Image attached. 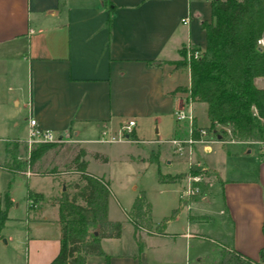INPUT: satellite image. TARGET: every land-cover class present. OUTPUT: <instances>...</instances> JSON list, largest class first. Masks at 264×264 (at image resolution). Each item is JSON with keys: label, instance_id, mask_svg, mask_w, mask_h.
<instances>
[{"label": "crops", "instance_id": "1", "mask_svg": "<svg viewBox=\"0 0 264 264\" xmlns=\"http://www.w3.org/2000/svg\"><path fill=\"white\" fill-rule=\"evenodd\" d=\"M182 18L187 19L186 25L180 24ZM202 21H210L209 0H0V115L13 117L6 112L8 103L16 109L14 131L4 121L0 130V163L7 161L11 153L20 160L17 147L25 137L27 116L34 119L37 127L60 138L58 142L76 143L83 149L85 169L91 174L87 170L90 153L97 152L106 161V156L91 146L102 143L97 141L101 129L115 132L120 123L133 119L128 136L129 141H137L147 119L149 134L154 135L147 141H158V118L172 111L175 93L188 83L186 69L173 62L186 44L203 47L204 35L199 27ZM182 74L185 83H179L178 76ZM195 103H200L204 112V104ZM153 122L156 128L152 130ZM171 131L174 134L173 128ZM222 143L229 145L225 157L232 159L250 153L248 146L254 145L256 170L226 173L215 158L201 156L203 164L214 173L222 208L217 210V227L209 232L213 237H208L213 244L210 255L207 257L198 246L193 261L187 264H215L218 245L255 259L258 248L264 245L260 232L264 214V142L261 146L255 141ZM164 161L179 162L168 157ZM17 176H23L25 181L30 176H47L56 182L57 189L46 197L25 185L24 194L26 190L38 192L42 202L37 209L28 210L23 195L19 208L25 227L26 264H46L58 246L56 206L49 199L64 188L62 177L60 173L25 177L0 168V195L5 193L10 201L6 214L19 204L12 202L8 189ZM206 199L207 196L176 207L172 217L180 216L178 230H164L161 224L156 228L158 232L141 233L140 250L132 232L126 246L119 241L120 235L100 239L105 264H177L180 258H175V245L168 238L176 234L186 243V238L201 235L196 232L197 226L208 217L193 211ZM45 205L53 207L55 214L44 213ZM106 217L117 220L109 215L108 202ZM103 261V255L85 258L86 264Z\"/></svg>", "mask_w": 264, "mask_h": 264}, {"label": "trees", "instance_id": "2", "mask_svg": "<svg viewBox=\"0 0 264 264\" xmlns=\"http://www.w3.org/2000/svg\"><path fill=\"white\" fill-rule=\"evenodd\" d=\"M263 3L264 0H209L210 21L199 23L204 35L203 47L190 45L191 50L199 51L198 56L187 63L184 60L175 63L187 70L189 97L192 102L204 104L207 127L219 124L228 128L234 141H255L258 146L264 142V123L259 119L264 91L253 80L264 74V53L255 48L254 42L261 32ZM180 54L183 56V52ZM67 149L60 142L33 143L27 156L18 161L11 153L7 161L0 163V168L20 174L27 169L28 176L73 174L75 180L63 183L64 188L58 195L49 199L56 206L58 246L46 264H86L85 258L89 255H103L105 264L106 255L99 241L117 238L121 222L107 219L108 183L102 176L86 171L83 149L74 147L65 161L52 160ZM90 156L105 161L97 152ZM148 158L155 161L156 154L149 153ZM24 200L26 208L33 210L40 206L42 197L38 192L26 190ZM1 203L0 229L10 204L5 193ZM125 217L140 250L141 233H152L147 221L148 208L141 195L133 198ZM260 232L264 237V214ZM224 263L264 264V245L258 248L255 259L218 245L215 264Z\"/></svg>", "mask_w": 264, "mask_h": 264}, {"label": "rangeland", "instance_id": "3", "mask_svg": "<svg viewBox=\"0 0 264 264\" xmlns=\"http://www.w3.org/2000/svg\"><path fill=\"white\" fill-rule=\"evenodd\" d=\"M181 52H183V47L179 50L178 60L173 63L183 60L180 54ZM178 77L179 83H185L184 74ZM185 87L186 86H184V89ZM184 95V92L178 91L174 96L176 99L177 97L184 99ZM6 107V112H10L13 117L6 119V116L0 115V130L5 126L3 124L4 121L5 124L8 123L11 132H13L12 122H15L13 118L16 109L9 103ZM191 114V125L193 127L207 126V119L203 112V106L200 103L192 102ZM17 124L19 125V123ZM157 125L159 127L158 141H147L153 138L154 135L149 134L150 124L146 119L143 121V127L139 134L140 140L92 144L91 146L97 148L106 156V161L100 162L90 156L87 170L97 176H102V178L108 182L110 190L107 199L108 213L121 222L119 241L123 242L122 244L125 246L129 242L132 232L131 225L126 220L125 212L128 210L135 196L141 195L147 205L149 214L147 221L150 226L149 229L152 232H158L156 228L161 224H164V230L170 231L173 230V228L178 230L181 226L180 216L172 217L176 207L187 206L191 201L205 199L207 196V199L197 204L195 211H193L206 214L208 217L205 220H201V222H199L200 224L197 226L199 229H197L196 232H199L201 235H194V237L186 238V243L184 242V238H180L176 236V234L173 235V238H168V241L175 245L173 249L175 258H180L177 264H187L193 261V254L198 250V246L201 252L207 254V257L210 255L209 249L213 244L208 237H213L209 232L217 227V222L220 217L217 210L222 208L218 194V183L214 182V173L203 164L202 157L203 159L206 157L215 158V162H219L220 167L226 173H230V171L242 172L245 168H248V170H251V173H253L256 170L255 146H248L251 149L250 153L232 159L230 157H225V151L226 149L228 150L229 146L227 143H209V150L206 153H202L200 145H194L193 159L200 162L199 166L196 168L199 192L194 195H189L186 200H184L180 194L185 184L186 173L183 157L182 155L173 153L172 146L170 143H165L163 138L184 137L186 123L185 121L175 122L172 118L171 111L161 115L158 118ZM175 125H178V127H175ZM16 127L17 126H15V129ZM154 128H156V123L153 122L152 130ZM172 128L174 129V134L171 135ZM177 129H180L181 132ZM221 137V139L224 140L227 138V135H221ZM61 143L68 149L59 156L53 157V161L66 160L68 154L77 145L71 142ZM2 147L3 142L0 140V161L2 159ZM17 151L21 159L26 152V147L23 145V142L19 144ZM149 153L152 155L156 154L158 159L155 161L149 160ZM166 157L179 160V162L176 164H166L164 161ZM59 170L63 171L61 167H59ZM60 175L62 177V184L69 183L70 180H75L73 174L69 175L62 172ZM25 185L27 188L41 192L45 197L53 194L57 189L56 182L47 176H30L26 181L23 176L12 178V183L8 187L9 194L12 202H17L19 204L17 208H12L8 211L6 214L7 219L0 229V234H2L3 237V240L0 239V264H26V246L24 241L25 227L21 220L22 212L19 211L20 205H22L23 202ZM210 185L211 187L209 189ZM1 186H3L2 181ZM3 194L0 195V206L2 204ZM43 211L49 216L55 214V209L48 205L43 207ZM29 260L30 255L28 261Z\"/></svg>", "mask_w": 264, "mask_h": 264}, {"label": "built area", "instance_id": "4", "mask_svg": "<svg viewBox=\"0 0 264 264\" xmlns=\"http://www.w3.org/2000/svg\"><path fill=\"white\" fill-rule=\"evenodd\" d=\"M180 24L186 25L187 19H180ZM255 48L258 51L264 53V3L262 4V25L261 32L254 42ZM199 51L190 48V44H186L183 47V60L187 63L190 59H194L198 56ZM187 71V70H186ZM253 83L256 87L264 91V74L260 77L254 78ZM184 99L177 97L175 101V106L172 108V118L175 122L185 121V135L184 137H169L165 141L170 143L172 146V152L177 155H182L183 162L185 164V184L183 189H181V197L186 200L189 195H194L199 192V186L197 184L198 175L196 172L197 166L200 162L193 159L194 149L193 146L200 145L201 151L209 150V143L214 142H229L234 141L229 136L228 128L222 127L219 124H214L213 127L199 126L193 127L191 125L192 114H191V104L192 101L188 93V83L185 87ZM253 113L255 111L253 110ZM259 119L264 123V100L262 104V111ZM134 125L133 119H127L126 121L120 123L115 132H108L106 129H101L99 131L97 141L98 142H114V141H129V134ZM219 129V132H218ZM217 130V132H216ZM227 135L226 139H221V135ZM60 138H57L48 129H42L37 127L33 118L26 117V129L25 137L23 139V145L26 147V152L24 156H27L29 146L33 143L42 142H58ZM193 171V173H192ZM22 174L26 177L29 172L24 169ZM29 200H27L28 202Z\"/></svg>", "mask_w": 264, "mask_h": 264}, {"label": "water", "instance_id": "5", "mask_svg": "<svg viewBox=\"0 0 264 264\" xmlns=\"http://www.w3.org/2000/svg\"><path fill=\"white\" fill-rule=\"evenodd\" d=\"M62 189V188H61Z\"/></svg>", "mask_w": 264, "mask_h": 264}]
</instances>
